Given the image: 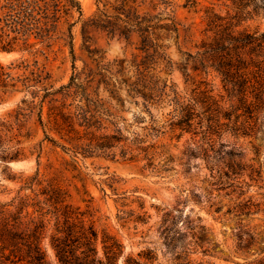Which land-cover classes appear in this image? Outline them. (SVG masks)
<instances>
[{
    "label": "rangeland",
    "instance_id": "1",
    "mask_svg": "<svg viewBox=\"0 0 264 264\" xmlns=\"http://www.w3.org/2000/svg\"><path fill=\"white\" fill-rule=\"evenodd\" d=\"M75 1L81 15L76 10L68 11L61 21L60 33L48 47L47 43L32 39L36 44L29 52H0V65L8 66L20 59L29 64L37 62L49 74L48 82L53 89L66 85L76 73L88 70L106 74L102 68L110 67L114 72L118 66L125 77H130L133 71L129 62L139 54L136 37L125 42L88 26L97 10L96 0ZM171 1L181 25L180 37L178 46L173 40L166 44L168 55L177 65L184 63L183 53L194 55L202 42L211 41L224 28L256 35L264 33V0H193L187 6L184 0ZM136 3L143 13L152 12L157 1L136 0ZM162 9L157 5L153 14ZM69 25L73 55L65 44ZM251 70L255 72V68ZM160 76L185 98L202 101L210 96L212 103L225 108L239 105L236 98L229 100L221 78L212 70L208 74L192 72L189 63L184 71L175 66L170 73ZM23 98L22 91L8 95L0 92V118L12 119ZM76 100L69 98L66 103L76 104ZM125 108L129 110L121 114L126 120L121 129L128 144L145 133L147 120L141 122L140 118L147 119V115L128 102ZM169 111L170 106L165 105L152 109L151 113L163 120ZM45 112L46 108L43 121ZM36 113L35 110L21 133L24 157L0 164V203L8 202L19 186L38 172L44 179H55L67 203L79 208L86 220L92 222L97 232L96 249L102 259L106 236L122 247L117 264H127V259L140 264H243L264 258V172L250 176L245 170L223 180L221 185L216 181L225 171L222 165L225 153H240L239 161L245 166L264 163V131L255 138L235 136L224 129L211 133L205 126L184 133L166 131L155 143L158 147L155 151L162 156L154 157L152 169L140 158L122 160L118 149L114 160L104 156H74L61 148L64 143L57 136L50 134L59 146L43 140ZM211 145L213 150L209 148ZM167 156L172 161L168 171L163 172L162 160ZM248 201L252 205L249 210L240 211ZM217 208L220 211L215 213ZM165 214H168L166 222ZM51 233L52 223L46 228L42 246L53 263L54 255L49 247ZM249 237L251 243L241 249V243Z\"/></svg>",
    "mask_w": 264,
    "mask_h": 264
},
{
    "label": "trees",
    "instance_id": "2",
    "mask_svg": "<svg viewBox=\"0 0 264 264\" xmlns=\"http://www.w3.org/2000/svg\"><path fill=\"white\" fill-rule=\"evenodd\" d=\"M156 1L152 12L141 13L136 0H96L97 10L87 23L111 38L129 42L136 37L139 54L129 62L133 71L130 77H125L118 66L114 72L110 67L102 68L106 74L88 70L76 73L66 85L53 89L48 82L49 74L37 62L29 64L20 59L8 66L0 65L2 95L16 91L24 93L21 107L12 119L0 118V164L24 157L21 133L35 110L43 140L59 146L50 134L57 136L64 143L61 146L64 151L74 156H104L114 160L118 149L122 160L140 158L152 169L155 168L154 157L162 156L155 151L158 148L155 143L166 131L184 133L205 126L211 133L224 129L247 138L263 133L264 33L256 35L224 28L215 33L211 41L202 42L194 55L183 53L186 59L177 65L167 53L166 42L173 40L178 46L181 25L176 20L171 0ZM192 1L184 0V5H190ZM157 5L163 9L153 14ZM71 10L81 13L75 0H0V52H29L36 44L31 42L32 39L47 43L48 47L60 33L62 19ZM65 44L73 55L71 25L66 32ZM87 51L92 53L90 49ZM189 63L192 72L208 74L209 70L214 71L221 78L229 100L236 98L239 105L231 104L225 108L212 103L210 96L202 101L195 97L185 98L160 76L170 73L175 66L184 71ZM250 68H255V72L251 70V73ZM14 70L21 74L12 73ZM81 75H84L82 80ZM250 75H253V81ZM69 98L73 101L78 98L77 103L67 104ZM126 102L147 115V119L145 116L140 118L141 122L147 120L143 127L145 133L132 138L128 144L121 129L126 122L121 114L129 110L125 108ZM165 105L170 106V111L159 120L151 111ZM209 148L213 150L214 147ZM225 156L222 161L225 171L216 180L220 185L223 180L236 177L245 170L250 176L264 172V163L258 166L241 164L240 153L228 152ZM162 161L161 171H168L172 158L167 156ZM65 198L55 179H44L36 172L19 186L8 202L0 203V264H117L121 245L106 236L103 259L99 257L97 232L92 222ZM251 206L248 201L240 211L249 210ZM219 211V208L215 209V213ZM164 216L166 222L168 214ZM50 223L49 247L54 255L53 263L42 246ZM250 243L249 237L240 248H246ZM126 263L140 264L130 259ZM243 264H264V258Z\"/></svg>",
    "mask_w": 264,
    "mask_h": 264
}]
</instances>
